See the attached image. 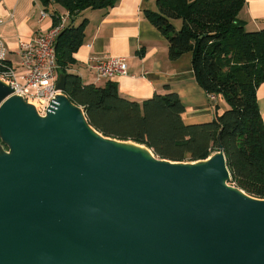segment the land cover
<instances>
[{
    "label": "water",
    "instance_id": "95a60500",
    "mask_svg": "<svg viewBox=\"0 0 264 264\" xmlns=\"http://www.w3.org/2000/svg\"><path fill=\"white\" fill-rule=\"evenodd\" d=\"M65 88L41 114L0 77V264H264V198L231 182L221 143L159 157Z\"/></svg>",
    "mask_w": 264,
    "mask_h": 264
},
{
    "label": "trees",
    "instance_id": "16d2710c",
    "mask_svg": "<svg viewBox=\"0 0 264 264\" xmlns=\"http://www.w3.org/2000/svg\"><path fill=\"white\" fill-rule=\"evenodd\" d=\"M46 10L62 5L71 18L87 8H109L117 0H39ZM159 11L147 18L165 35L169 57L192 53L197 82L230 105L212 121L188 124L178 93L155 94L142 104L123 97L115 81L84 83L68 72L83 42L87 20L68 25L56 39L59 74L66 75L65 92L84 107L91 124L102 133L132 139L172 160L206 158L220 143L231 182L264 198V120L257 88L264 82V28L248 30L239 18L246 0H156ZM54 25L60 15L53 12ZM181 19L177 28L175 21ZM1 68V66H0ZM220 134V138H218Z\"/></svg>",
    "mask_w": 264,
    "mask_h": 264
},
{
    "label": "crops",
    "instance_id": "0c3cea01",
    "mask_svg": "<svg viewBox=\"0 0 264 264\" xmlns=\"http://www.w3.org/2000/svg\"><path fill=\"white\" fill-rule=\"evenodd\" d=\"M159 11L156 0H117L109 8H87L75 18L60 4L46 10L39 0H0V38L9 64L20 62V41H29L54 25L53 12L65 18V25H79L87 20L81 46L75 52L76 63L68 72L81 76L84 83L104 85L115 81L120 94L143 103L155 94L169 91L179 94L188 124L212 121L229 104L223 96L208 93L196 79L192 53L176 60L169 57L165 35L147 18L146 11ZM42 12L47 15L43 17ZM239 18L248 30L264 28V0H246ZM112 56L125 57L128 73L113 79H98L90 62ZM257 99L264 120V82L257 88Z\"/></svg>",
    "mask_w": 264,
    "mask_h": 264
},
{
    "label": "built area",
    "instance_id": "2783aa9c",
    "mask_svg": "<svg viewBox=\"0 0 264 264\" xmlns=\"http://www.w3.org/2000/svg\"><path fill=\"white\" fill-rule=\"evenodd\" d=\"M42 14L43 17L47 15L46 12ZM65 26V18L62 16L59 23L53 25L49 31L39 33L29 41H20V65L23 68L20 76L5 59L6 48L0 38V77L14 88V93L23 94L28 101L35 102L41 114L46 113L59 91L56 39ZM90 64L97 72L99 80L113 79L128 73L126 58L121 56H112L99 62L92 61Z\"/></svg>",
    "mask_w": 264,
    "mask_h": 264
},
{
    "label": "rangeland",
    "instance_id": "374dc122",
    "mask_svg": "<svg viewBox=\"0 0 264 264\" xmlns=\"http://www.w3.org/2000/svg\"><path fill=\"white\" fill-rule=\"evenodd\" d=\"M175 23H176L177 28H180L181 25H182V20L178 19V20L175 21ZM12 65L16 69V72H17L18 76H20L22 74V72H23V68L21 67L20 62L16 63V64L12 63ZM19 79L21 81H23L21 78H19Z\"/></svg>",
    "mask_w": 264,
    "mask_h": 264
}]
</instances>
